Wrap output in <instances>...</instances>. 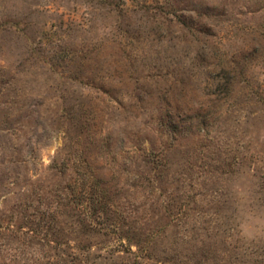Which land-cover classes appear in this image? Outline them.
Wrapping results in <instances>:
<instances>
[{"label":"rangeland","instance_id":"rangeland-1","mask_svg":"<svg viewBox=\"0 0 264 264\" xmlns=\"http://www.w3.org/2000/svg\"><path fill=\"white\" fill-rule=\"evenodd\" d=\"M0 264H264V0H0Z\"/></svg>","mask_w":264,"mask_h":264}]
</instances>
